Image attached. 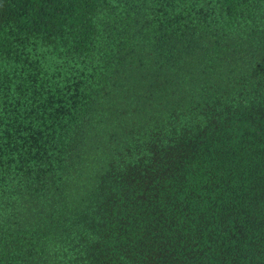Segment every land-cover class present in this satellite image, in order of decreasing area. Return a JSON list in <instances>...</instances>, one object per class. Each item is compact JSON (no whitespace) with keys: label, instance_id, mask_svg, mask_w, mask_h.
<instances>
[{"label":"trees","instance_id":"1","mask_svg":"<svg viewBox=\"0 0 264 264\" xmlns=\"http://www.w3.org/2000/svg\"><path fill=\"white\" fill-rule=\"evenodd\" d=\"M0 264H264V0H0Z\"/></svg>","mask_w":264,"mask_h":264}]
</instances>
